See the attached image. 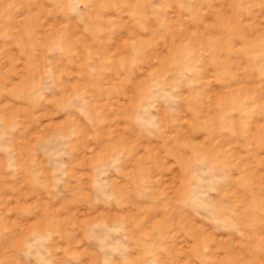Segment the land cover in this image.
I'll return each mask as SVG.
<instances>
[{"label": "rangeland", "instance_id": "obj_1", "mask_svg": "<svg viewBox=\"0 0 264 264\" xmlns=\"http://www.w3.org/2000/svg\"><path fill=\"white\" fill-rule=\"evenodd\" d=\"M0 264H264V0H0Z\"/></svg>", "mask_w": 264, "mask_h": 264}]
</instances>
